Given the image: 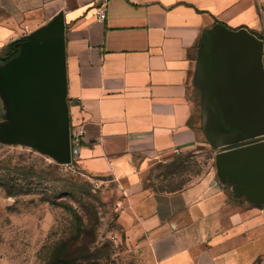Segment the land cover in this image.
<instances>
[{
    "label": "crops",
    "instance_id": "1",
    "mask_svg": "<svg viewBox=\"0 0 264 264\" xmlns=\"http://www.w3.org/2000/svg\"><path fill=\"white\" fill-rule=\"evenodd\" d=\"M97 1L0 0V64L62 13L70 127L84 130L77 162L116 183V239L130 263L259 264L260 200L236 194L217 168L171 192L144 187L142 173L207 145L195 86L202 36L223 25L261 39L264 0H108L104 21Z\"/></svg>",
    "mask_w": 264,
    "mask_h": 264
},
{
    "label": "water",
    "instance_id": "2",
    "mask_svg": "<svg viewBox=\"0 0 264 264\" xmlns=\"http://www.w3.org/2000/svg\"><path fill=\"white\" fill-rule=\"evenodd\" d=\"M263 42L216 25L201 39L195 86L201 129L219 149L264 138ZM65 24L60 13L0 64V143L28 146L71 164ZM216 168L236 194L264 205V139L219 153ZM236 174H230V171ZM258 192V193H255Z\"/></svg>",
    "mask_w": 264,
    "mask_h": 264
},
{
    "label": "rangeland",
    "instance_id": "3",
    "mask_svg": "<svg viewBox=\"0 0 264 264\" xmlns=\"http://www.w3.org/2000/svg\"><path fill=\"white\" fill-rule=\"evenodd\" d=\"M259 140L219 149L206 142L198 154L144 168L143 185L156 191L182 189L214 172L219 153ZM9 173L25 189L14 197L0 188V264H131L116 239L121 194L111 177L88 174L77 160L60 164L28 146L0 143V179Z\"/></svg>",
    "mask_w": 264,
    "mask_h": 264
},
{
    "label": "built area",
    "instance_id": "4",
    "mask_svg": "<svg viewBox=\"0 0 264 264\" xmlns=\"http://www.w3.org/2000/svg\"><path fill=\"white\" fill-rule=\"evenodd\" d=\"M107 4H108V0L97 1L96 16L97 19L100 21H104L107 18ZM259 10L261 12H264V2H260ZM27 28L28 27L26 26L25 29ZM261 39L263 42L262 61L264 65V26H263V37ZM83 138H84V130L81 127L79 126L70 127V150H71L72 161L77 160V158L80 156V152L83 144ZM259 139L263 140L264 138H259ZM259 264H264V257L261 259Z\"/></svg>",
    "mask_w": 264,
    "mask_h": 264
},
{
    "label": "trees",
    "instance_id": "5",
    "mask_svg": "<svg viewBox=\"0 0 264 264\" xmlns=\"http://www.w3.org/2000/svg\"><path fill=\"white\" fill-rule=\"evenodd\" d=\"M18 50H17V42L12 43L9 46V50L8 52L5 54L6 60L9 59L10 57H13L17 54ZM2 57H0L1 60ZM12 171V170H11ZM10 172V170H9ZM12 173V172H11ZM9 173L7 175V177H5L3 180L0 179V181L2 183H0V188L3 189V191L8 195V196H17L20 195L25 187L20 185L18 183V180L14 178L13 174ZM179 190V189H178ZM177 191V190H175ZM171 192V191H170ZM59 255V256H58ZM54 259L55 261H57L56 263L59 262L58 257H62V255L60 256V253L58 254ZM60 263H64L66 264L67 262H60Z\"/></svg>",
    "mask_w": 264,
    "mask_h": 264
}]
</instances>
